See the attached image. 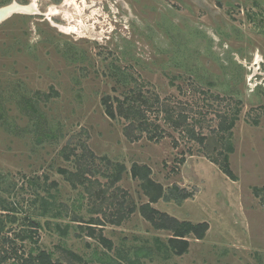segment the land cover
I'll use <instances>...</instances> for the list:
<instances>
[{"label": "rangeland", "instance_id": "374dc122", "mask_svg": "<svg viewBox=\"0 0 264 264\" xmlns=\"http://www.w3.org/2000/svg\"><path fill=\"white\" fill-rule=\"evenodd\" d=\"M13 2H34L37 13L0 23L7 121L0 119V202L15 203L19 225L30 208L40 211L39 201L31 206L34 180L60 214L39 219L37 243L26 240L25 252L37 247L64 264H108V257L112 264H264V0H7L0 7ZM104 98L114 107L134 98L162 138L128 140L129 121L110 119ZM29 103L39 108L36 120ZM165 110L171 120L185 116L184 127L175 130ZM225 118L234 124L229 131L220 129ZM127 131L138 134L134 124ZM223 156L235 181L211 162ZM107 161L126 167L113 185ZM132 163L147 165L164 188L192 194L152 207L208 223L182 256L160 243L169 232L153 229L137 209L126 215L146 202ZM82 167L95 173L76 179ZM88 225L112 250L87 235Z\"/></svg>", "mask_w": 264, "mask_h": 264}, {"label": "trees", "instance_id": "16d2710c", "mask_svg": "<svg viewBox=\"0 0 264 264\" xmlns=\"http://www.w3.org/2000/svg\"><path fill=\"white\" fill-rule=\"evenodd\" d=\"M5 2H7V0L0 1V3ZM121 83L125 84L126 79L124 78ZM130 99L132 104L128 103V105L125 106L124 103L118 102V104L114 107L113 104L108 101L109 98H104L103 105L106 115L110 119H116L117 117H121L126 121H129V125L124 130V133L130 141L139 140V137L142 133H146L148 137L147 139L150 141H159L162 136L160 134H157L156 128H154V132H152L153 125L147 121L144 112L141 110L142 104H137L134 98H126V101ZM38 109L39 108L33 103L27 104V110L34 115V118L32 119H38ZM165 112L167 113V110H165ZM166 116V120L172 123L171 126L175 130L184 127V125L186 124L187 118L185 116L180 115L175 120H171V116L168 113L166 114ZM0 119L2 123H7L4 118V115H0ZM225 120L226 118L223 120V123L221 122L220 129L229 131L234 125L233 121H230L228 124H226ZM133 124L134 129L138 132L137 135H134L127 131L128 127L133 128ZM187 133L190 139L197 140L200 144H203L204 138L197 136V134L194 133L193 129H187ZM227 150L228 152H231L232 149L230 145L227 147ZM66 159H68V156H66ZM211 162L216 164L219 167V170L228 178H230V180H236V177L232 174L230 170L226 156H223L221 162L217 160H211ZM106 165H110L113 171L110 176V185L119 182L121 180L122 174L126 171V167L118 163L110 164V162L108 161ZM59 171L62 174H66L64 170ZM87 173L93 174L95 172H90V170H86L85 167H82L76 173H72V175L76 177V179H85L84 177ZM129 174L133 180L138 181L139 187L146 198V202L141 204L139 207H136L135 205L128 206L126 215L128 216L132 214L137 209L140 216L145 221L149 222L153 229L169 232V237L167 238L165 243H162L158 240L162 244V246H164L165 250L168 253L173 254L175 256H182L188 251L189 238H193L195 240L204 239L209 229V225L206 221L193 223L187 220H179L175 217L168 215L167 213L161 212L158 209L152 207L153 204H156L160 200L168 202L172 201L176 204H180L183 201L192 197V194L190 192L185 189L179 188L177 185L164 188L160 183H157L151 178L152 172L147 165H139L137 163H132L129 169ZM29 183L35 187V199L32 201L31 206L33 207L39 201L40 211H37L36 206L30 208L32 212H27L26 215L28 216L23 218L22 223H20L19 225L18 220L20 218H18L19 216L15 203H10L7 201V205H5L3 201L0 202L1 210L7 211L4 216H0V264H64L59 260H54L51 253L45 250H41L37 247H30V249L25 252L24 242L26 240H29L34 244L37 243L36 233L38 229L42 227V223L39 221V219L47 216L51 217V219H56L60 216L53 202H47L45 198L39 196L38 190L45 189L41 188V186H39L34 180H29ZM79 183H82V181H79ZM73 187H75L74 184ZM123 207L124 206L122 205L120 211L123 210ZM125 217L126 216L121 213L117 216L116 219L111 220L110 222L112 224L119 225ZM72 221L77 222V220ZM98 223L99 220L91 219L88 224L98 225ZM6 224L7 232H4ZM13 225H18L21 227V229L16 231L15 229L10 228ZM46 227L50 228V222H46ZM85 227H87L88 229L87 235L89 237L97 239V241L108 251L112 250V243L110 240L105 238L101 233L96 236L94 228H92L91 226L88 225ZM61 233L62 235H67L66 230ZM66 253L71 258L81 261V259L75 256V254H73L72 252L66 250ZM135 254L137 255L138 252H136ZM108 259V264H112L113 259L110 257H108Z\"/></svg>", "mask_w": 264, "mask_h": 264}, {"label": "bare ground", "instance_id": "6f19581e", "mask_svg": "<svg viewBox=\"0 0 264 264\" xmlns=\"http://www.w3.org/2000/svg\"><path fill=\"white\" fill-rule=\"evenodd\" d=\"M9 8L5 11L7 12L5 15L8 16V18L10 16H12L15 13H25V14H34L37 13V6L34 2L28 4V5H22V4H18L17 2H13L11 4H9ZM73 27H67L65 28V30L71 31L73 30Z\"/></svg>", "mask_w": 264, "mask_h": 264}, {"label": "water", "instance_id": "95a60500", "mask_svg": "<svg viewBox=\"0 0 264 264\" xmlns=\"http://www.w3.org/2000/svg\"><path fill=\"white\" fill-rule=\"evenodd\" d=\"M9 7H10L9 5H5V6H3V7H0V23L3 22V21H5V20L8 18V16L5 15V14L7 13V12H5V11H6Z\"/></svg>", "mask_w": 264, "mask_h": 264}]
</instances>
